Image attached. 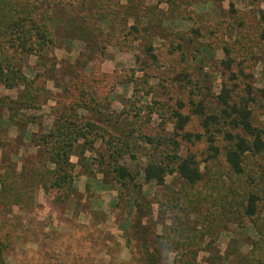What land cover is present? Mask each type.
Here are the masks:
<instances>
[{"label": "rangeland", "instance_id": "1", "mask_svg": "<svg viewBox=\"0 0 264 264\" xmlns=\"http://www.w3.org/2000/svg\"><path fill=\"white\" fill-rule=\"evenodd\" d=\"M194 3L184 0V4L174 11L167 5L156 4L154 0L152 5L158 6V20L153 26V34L157 35V40L152 43L153 51L148 52L144 41L133 35L131 40L120 43L119 47L107 46L105 59L99 65L103 72H114L111 79L112 100L101 101L97 114L84 110L80 112L83 122H95L112 135L123 138L131 131L132 135L127 138L130 146L124 150L126 154L120 160L131 169L135 170L145 161L171 151L168 140L173 127L168 122L167 110L176 109L178 100L186 103L189 93H193L206 106L215 105V96L220 91L218 76L220 62L224 59L221 51L224 45L236 43V62L246 58L238 68L248 75L245 81L252 86L253 94L259 95L264 89V39L260 37L264 28L261 21L264 0H196ZM84 11V7L77 6L72 11L59 12L61 20L53 55L60 73L75 61L81 49L73 36L62 37H65L70 22ZM177 25L184 30H197L200 35L192 33L197 38L188 35V39L193 37L194 42L180 41L173 34L178 29ZM246 38L252 39L253 44H248V52L240 54L238 45ZM151 53L156 57L154 61ZM35 71H43V68L38 67L36 59L31 57L24 72L32 79ZM131 79L133 83L127 88L120 86L119 82ZM239 83L242 85L241 81ZM43 85L48 93L39 96L35 110L26 112L39 118L41 125L30 124L25 129H19L8 123L6 107L11 99L18 97L22 88L8 90L0 84V180H5L9 187L16 181L17 190H23L17 196H13L12 190L6 194L0 182V240L8 247L4 264H178L186 233H181V229L172 223L174 214L182 213L178 208L171 210L167 203L172 196H176V192H189L179 178L167 176L161 188L149 187L136 179L141 185L139 194L132 184L125 189L110 180L106 159L100 164L98 153L93 151L85 154L87 161L83 165L78 164L75 156L71 157L70 161L74 164L73 183L68 197H64L63 191L57 199V192L42 188L38 172L43 164V154L28 136L30 133L39 135L49 131L56 99L64 98L52 81ZM142 85L145 90H140ZM196 85H201L200 93ZM252 111L253 125L262 128L260 111L256 107ZM107 117H111L110 125L107 124ZM190 129L198 132L195 127ZM221 137V134H216L215 143L220 154L213 161V171L220 175L226 171L221 157L225 142L221 141ZM148 139L152 144H148ZM99 144H96L97 148ZM206 147L203 143L180 142L178 155H193L204 172L207 165L204 166L202 161L208 154ZM244 163L247 173L251 171L255 183L261 186L259 175L264 178V160L249 154ZM88 171L91 178L87 179ZM23 172L25 179L20 176ZM100 181L107 184L99 186ZM208 183L209 180L201 183L191 193L207 190ZM255 183L253 187L256 189ZM135 201L143 206V212L138 215L131 207ZM210 205L205 203V208ZM205 208L200 209L197 218H192L194 223L200 222L195 232L208 224V220L203 219ZM174 229L179 234H174ZM234 231L240 232L241 229L234 227ZM252 235L241 232L239 237L249 242ZM211 237V240L206 237L200 243L193 239L188 244L193 246V250L209 244V253L199 252L196 260L185 259L192 264H205L211 252L224 253L228 240L217 234Z\"/></svg>", "mask_w": 264, "mask_h": 264}, {"label": "trees", "instance_id": "2", "mask_svg": "<svg viewBox=\"0 0 264 264\" xmlns=\"http://www.w3.org/2000/svg\"><path fill=\"white\" fill-rule=\"evenodd\" d=\"M153 1L0 0V84L8 90L22 88L18 97L11 99L6 107L7 121L19 129H25L30 124L41 125L39 118L26 112L35 110L34 105L39 96L48 93L43 84L52 81L64 98L56 99L49 131L39 135L30 133L28 136L29 141L43 154V164L38 176L45 191L57 192V199L64 191V197H68L73 183L74 164L70 161L71 157L75 156L78 164L83 165L87 161L85 154L93 151L98 153L100 164L106 159L110 180L113 179L125 189L132 184L139 190V194L141 185L137 184L136 179L149 187L161 188L164 187L167 176H175L181 180L183 187L189 189L186 193L176 192V196H172L167 203L171 210L178 208L182 213L174 214L172 223L181 229V233H186L185 246L180 247L178 264H192L185 258L196 260L199 252L209 253V244L196 250L191 249L193 246L188 244L193 239L199 243L205 241L206 237L211 240L213 234L228 240L227 249L224 253L211 252L205 264H264V178L262 174L259 175L262 185H257L253 173H247L244 163V158L249 154L264 160V89L259 95L253 94L252 86L245 81L248 75L238 68L246 58L236 62L235 42L221 47L224 59L220 62V91L215 96V105L206 106L202 99L189 93L186 103L178 100L176 109L167 110L168 122L173 127L168 140L171 151L161 153V157L149 159L135 170L131 169L120 163L126 154L124 150L130 146L127 138L132 135L131 131L121 138L110 134L95 122L81 120V111L97 114L101 101L112 100L111 79L114 72H103L99 65L105 59L107 46L119 47L120 43L131 40L133 35L144 41L148 52L153 51L152 43L157 40V35L153 34V26L158 20V6L152 5ZM188 1L195 4L196 0ZM155 2L167 5L174 11L184 4V0ZM77 6L84 7L86 11L70 22L65 37L62 38L73 36L81 49L75 61L60 73L53 55L56 31L61 20L59 12L72 11ZM232 11L235 12L234 9ZM178 18L184 21L183 17ZM261 21L264 23V14L261 15ZM177 28L173 34L180 41L194 42L197 35L192 33L200 35L197 30H184L180 25ZM260 33V37L264 39V28ZM190 34L194 38L188 39ZM185 35L187 39H184ZM249 43L253 44L252 39L246 38L238 45L240 54L250 50ZM31 57L36 59L38 67L43 68V71H35L32 79L24 72ZM150 57L153 61L156 59L153 53ZM132 80L121 81L119 84L127 88L133 83ZM196 86L200 93L201 85ZM140 88L145 90L143 85ZM254 107L260 111L262 128L253 125ZM107 120L110 125L111 117H107ZM192 127L197 128L198 132L191 131ZM216 134H221V141L225 142L221 157L226 171L221 175L213 171V161L220 154L215 143ZM146 138L148 137L144 139ZM148 140V144H152L151 139ZM98 142L100 144L97 148ZM180 142L203 143L207 146L208 154L202 161L204 166L207 165L206 170L204 169L207 174L203 175L201 163H197L193 155H178ZM20 176L25 179L24 172ZM86 177L91 178L89 171ZM205 177L209 180L207 190L191 193L201 183H206ZM0 182L2 191L6 194L12 190L13 196H17L23 191L17 190L16 181L10 187L5 180L1 179ZM106 184V181L98 183L99 186ZM207 202L211 205L205 208ZM164 206L167 208L165 204ZM131 207L135 215L143 212V206L136 201ZM204 208L203 219L208 220V224L195 232L200 222L194 223L192 218H197L200 209ZM234 227L241 231H234ZM241 232H250L253 238L244 242L239 237ZM174 234H179L176 229ZM7 249V245L0 240V264L5 263Z\"/></svg>", "mask_w": 264, "mask_h": 264}]
</instances>
